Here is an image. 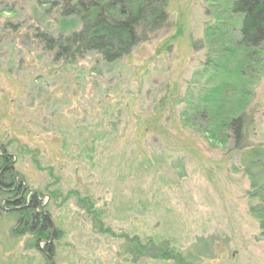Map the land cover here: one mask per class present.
Wrapping results in <instances>:
<instances>
[{
    "label": "rangeland",
    "instance_id": "rangeland-1",
    "mask_svg": "<svg viewBox=\"0 0 264 264\" xmlns=\"http://www.w3.org/2000/svg\"><path fill=\"white\" fill-rule=\"evenodd\" d=\"M230 4L169 0V27L129 56L64 65L36 38L61 30L55 11L0 0V144L27 198L41 194L57 235L49 260L43 243L12 234L16 216L0 214V264H173L133 262L125 236L168 240L188 264H264L250 212L258 200L239 154L180 116L187 97L216 84L210 58L237 40ZM257 50L263 63L243 75L252 86L247 140L264 147V44ZM200 239L212 241L206 255Z\"/></svg>",
    "mask_w": 264,
    "mask_h": 264
},
{
    "label": "trees",
    "instance_id": "trees-1",
    "mask_svg": "<svg viewBox=\"0 0 264 264\" xmlns=\"http://www.w3.org/2000/svg\"><path fill=\"white\" fill-rule=\"evenodd\" d=\"M37 2L45 11H55L62 28L56 35L39 32L36 38L51 54L54 63L64 65H73L88 54L96 55L105 64L116 63L169 27V0ZM230 12L240 19L237 40L233 46L223 44L216 61L210 58L214 73L208 81L214 78L216 84L210 85L205 81V86L199 88L194 99L187 97V105L180 116L182 123L194 126L210 140L222 143L231 141L232 151L239 154L242 172L250 182L248 194L258 200L250 207V212L258 219L264 237V147L248 144V131L253 125L252 115L247 112L251 94L247 87L251 84L250 80L243 78L252 66L258 67L263 63L261 51L257 49L264 44V0H231ZM192 44L201 45L200 42ZM211 52L215 53L213 50ZM232 63L235 65L230 70ZM204 70L203 73L206 72ZM227 77L233 82L222 80ZM22 183L16 173L13 157L0 144V214L6 212L16 216L12 234L18 237L32 236L37 248L43 243L42 252L51 260L54 257L53 241L57 238L54 225L42 205L41 194L34 192L27 198ZM124 239L128 242L125 252L131 254L133 262L149 258L188 264V258L172 247L168 240L154 242L148 239L142 242L127 236ZM200 240L203 241L201 253L206 255L212 241Z\"/></svg>",
    "mask_w": 264,
    "mask_h": 264
}]
</instances>
